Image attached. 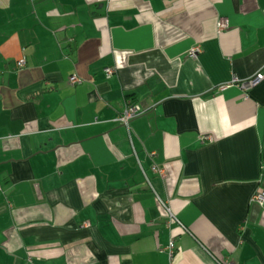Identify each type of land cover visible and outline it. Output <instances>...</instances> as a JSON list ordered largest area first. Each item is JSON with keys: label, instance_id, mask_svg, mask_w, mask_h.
Here are the masks:
<instances>
[{"label": "crops", "instance_id": "crops-1", "mask_svg": "<svg viewBox=\"0 0 264 264\" xmlns=\"http://www.w3.org/2000/svg\"><path fill=\"white\" fill-rule=\"evenodd\" d=\"M258 72L264 0H0V264H264Z\"/></svg>", "mask_w": 264, "mask_h": 264}, {"label": "built area", "instance_id": "built-area-1", "mask_svg": "<svg viewBox=\"0 0 264 264\" xmlns=\"http://www.w3.org/2000/svg\"><path fill=\"white\" fill-rule=\"evenodd\" d=\"M217 26H218V31H224L226 29H228L230 27V23L228 18L226 17H219L218 21H217ZM202 49L200 45H194L193 47L190 48L188 54L190 57L193 58H197L198 55L201 53ZM26 65V59L25 57H22L20 59H18L17 61V66L20 67H24ZM115 73V68L114 67H106L105 69V74L108 78H110L113 74ZM264 78V74L261 72L256 73L255 75L246 78V79H239L238 77L234 76L232 77L231 81H229L228 83L222 85L220 88H226L228 86L231 85H237L239 86L244 94L247 96L248 92L250 89H252L253 87H255L257 84H259L262 79ZM70 83L75 85V84H79L82 82V79L77 76V75H71L70 79H69ZM145 113L144 108L136 103L133 99L128 98L125 108L123 109L122 112H120L117 117H116V121L119 122L121 125L125 126V128L128 131V135L129 138L132 139V129H131V121L141 115H143ZM203 139H210V136H204L202 137ZM154 152H151L150 155H154ZM142 168V167H141ZM152 169L155 172H158L162 175H165V169L164 168H159L157 167L155 164L153 165ZM262 170L264 173V163L262 165ZM252 200L257 202L259 205L264 206V189L257 191L253 196H252ZM165 209L169 218V221L176 219L173 211L170 209L169 206L165 205ZM183 227V229L185 231H187V228L184 227L183 225H181ZM174 247H175V243L173 240H170V243L168 245V247H166L165 249L168 250L171 261L170 264H173L172 259H173V254H174ZM164 250V249H163ZM216 264H234L233 261H231L229 258L223 257V256H215L214 257Z\"/></svg>", "mask_w": 264, "mask_h": 264}]
</instances>
